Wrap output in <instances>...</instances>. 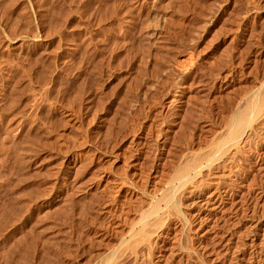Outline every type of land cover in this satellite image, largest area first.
Masks as SVG:
<instances>
[{
	"label": "rangeland",
	"instance_id": "374dc122",
	"mask_svg": "<svg viewBox=\"0 0 264 264\" xmlns=\"http://www.w3.org/2000/svg\"><path fill=\"white\" fill-rule=\"evenodd\" d=\"M159 1L0 0V264H99L110 250L104 264H264V0ZM161 5L170 14L164 32L149 36ZM151 60L160 63L156 73L146 68ZM253 90L262 92L260 121L214 164L228 175L204 168L175 190L174 203L151 220L157 226L137 223L131 237L156 167L166 177L170 161L209 141ZM136 158L137 176L129 166ZM108 171L140 188L123 196Z\"/></svg>",
	"mask_w": 264,
	"mask_h": 264
},
{
	"label": "bare ground",
	"instance_id": "6f19581e",
	"mask_svg": "<svg viewBox=\"0 0 264 264\" xmlns=\"http://www.w3.org/2000/svg\"><path fill=\"white\" fill-rule=\"evenodd\" d=\"M161 1V0H160ZM159 1V2H160ZM163 5V4H162ZM161 5V6H162ZM157 8V7H156ZM161 9L159 10V11H155V13L154 14H152L153 16L151 17L152 18V20H151V22L148 24V27H147V33L149 34V36H160V34H162L164 31H163V29H164V25L166 26V24H165V22H167L166 21V19L168 18V16L170 15L169 14V12H168V10H167V8H166V6H162V7H160ZM118 10V9H117ZM128 11V10H127ZM115 12H116V9H115ZM121 13V12H120ZM132 13V12H131ZM138 13V12H137ZM117 15H119V14H117ZM139 16V15H138ZM134 17V16H133ZM133 19V18H132ZM150 20V19H149ZM170 20V19H169ZM148 22V21H147ZM168 25V24H167ZM166 29H167V27H165ZM146 29V28H145ZM169 30V29H168ZM146 31V30H145ZM169 32V31H168ZM167 32V33H168ZM19 36V35H18ZM166 37V36H165ZM25 38H26V36H25ZM162 38V37H161ZM163 39V38H162ZM154 40V39H153ZM167 40H169V39H167ZM159 44V43H158ZM167 47V46H166ZM160 48V47H159ZM163 48V47H162ZM152 51V50H151ZM159 52V51H158ZM163 52V51H162ZM153 53V52H152ZM157 53V52H156ZM159 55V54H158ZM153 56V55H152ZM155 53H154V56L152 57V58H155ZM168 56V55H167ZM173 56H175V55H173ZM172 56V57H173ZM189 56H191V55H189ZM157 57H159V56H157ZM161 57H163V56H161ZM171 57V56H170ZM174 58V57H173ZM172 58V59H173ZM191 58H192V56H191ZM146 59V58H145ZM156 59V58H155ZM160 59V58H159ZM159 59H157V60H159ZM163 59V58H162ZM188 59H190V58H188ZM161 60V59H160ZM159 60V61H160ZM167 60V59H166ZM173 60H175V59H173ZM148 61V60H147ZM153 60H151V61H149L148 63H147V66H146V68L147 67H151V66H154V68L152 67L151 69L152 70H155V67H156V70L154 71V73H156L157 72V70H160V69H157V68H160L159 66H157L158 64H160V63H157L156 64V61L154 62L153 61V64H151V62H152ZM162 61V60H161ZM171 61V60H170ZM166 62V61H165ZM155 63V64H154ZM178 63V62H177ZM143 65V64H142ZM156 65V66H155ZM162 65V64H161ZM165 65V64H164ZM163 65V66H164ZM167 65V64H166ZM165 65V66H166ZM179 65H180V63H179ZM184 65V64H183ZM183 65L181 66V67H183ZM144 66V65H143ZM175 66V65H174ZM185 66V65H184ZM145 67V66H144ZM172 67V66H171ZM140 68V67H139ZM145 68V69H146ZM161 68H162V66H161ZM167 68V67H166ZM144 69V70H145ZM148 69V68H147ZM165 69V68H164ZM164 69H162V70H164ZM168 69V68H167ZM181 69H183V68H181ZM187 69V68H186ZM150 70V69H149ZM161 70V71H162ZM167 71V70H166ZM165 71V72H166ZM145 72H146V70H145ZM149 71H147V73H148ZM139 73V72H138ZM152 73V72H151ZM163 73V72H162ZM139 74H141V73H139ZM152 75V74H151ZM146 76V75H145ZM149 76H150V74H149ZM153 76V75H152ZM152 76H150L151 78H153L152 80H150L149 82L151 83V84H154V81L156 82V80H158V79H156V80H154L155 78L154 77H152ZM158 77V76H157ZM156 77V78H157ZM144 78V77H143ZM159 78V77H158ZM148 79V78H147ZM143 80V79H142ZM145 80V79H144ZM148 81V80H147ZM163 81V80H162ZM159 83V82H158ZM263 83V82H262ZM142 84V83H141ZM147 84V83H146ZM151 84H149V86H152L153 87V85H151ZM264 84V83H263ZM161 85V84H160ZM262 85V84H261ZM141 86V85H140ZM147 86H148V84H147ZM151 87V88H152ZM261 87H263V86H260V88ZM259 88V89H260ZM155 89H156V87H155ZM143 90V89H142ZM147 90V89H146ZM264 90V89H263ZM145 91V90H144ZM249 91V90H248ZM262 91V90H261ZM140 92V91H139ZM264 92V91H263ZM260 93V90H259V92H255L254 90L253 91H251V92H248L247 93V96H245L244 98V102L242 103V104H238V106L237 107H235L233 110H232V112H231V114L227 117V120H225L224 121V124L221 126V128L219 129L218 128V132L217 133H215V132H213V133H215V135H211L210 136V140L208 141L207 139V141L205 142V144L203 145V146H201L200 147V145H199V147L198 148H196L195 146H194V148H193V146L192 147H190V148H188V150H186V152H185V150L182 152L183 154H180V153H178V154H180L181 156L179 157L178 155V159L175 161V162H172V161H170V163H173L172 165H171V167H169L170 168V171L167 173V175H166V177H164L163 176V178H161L162 177V175L160 176V172L158 171V167H156L157 168V170L156 171H154V173H153V175H152V177H153V184L154 185H152L151 187H152V190H150L149 192H148V189H147V192L145 193V203H146V206H144V205H141V206H144L143 207V210L140 208V207H138L140 210H142V212L140 213V211H139V209L138 208H135V209H138L137 211H139V214H138V212H137V215H139L138 216V218H136V213H135V215H134V217L136 218V221H133V219H132V221H129L130 223H131V226L130 227H128V231L126 230V232L128 233V232H130V235H131V237H132V233H134L135 232V230H136V224L137 223H140V226H141V228H140V230L141 229H143L144 227H147L146 225H148V224H154V226L153 227H155V225L157 226V224H155V223H153V222H155V221H157V219H155V217L157 216V215H160V214H158V213H160V211L162 212V207H163V205H165V207H167V206H171V203L173 204L174 202H172L171 201V199H172V195H174L173 193L175 192V190L177 189V188H182V187H184V186H188V184H190L192 181H193V179L194 178H196L201 172H202V170H205L204 168H207V167H209V168H211V169H213L214 168V164H215V162L218 160V159H221L224 155H226V153L227 152H229L231 149H233L235 146H237V144L238 143H240V141H241V139H242V137L244 136V134L247 132V130H249L250 128H249V126L252 124L253 125V121L255 122V120L254 119H256V116L255 115H257L256 114V112H257V110L256 109H258L260 106H259V104L261 103H263L262 102V100L260 99V97L261 96H259L258 94ZM190 94V93H189ZM260 94H262V92L260 93ZM138 95V94H137ZM140 95V94H139ZM183 95V94H182ZM143 96H145V94L143 95ZM141 97V96H140ZM191 97V96H190ZM188 98V97H187ZM175 99H177V98H175ZM174 98H172L171 100L173 101V100H175ZM170 100V101H171ZM178 100V99H177ZM182 99H180V101H181ZM169 101V102H170ZM183 101V100H182ZM233 101H234V99H233ZM176 102V101H175ZM187 102V101H186ZM189 104L191 103V102H188ZM176 104V103H175ZM178 105V104H177ZM176 105V106H177ZM184 105V104H183ZM188 106H190V105H188ZM262 106H264L263 104H262ZM258 107V108H257ZM232 108H233V106H232ZM178 109H180L179 107H178ZM183 109V108H182ZM177 113V112H176ZM175 113V114H176ZM182 113H184V112H182ZM183 116V115H182ZM176 117V116H175ZM179 117H180V114H179ZM260 117H262V115L260 116ZM263 117H264V114H263ZM183 118V117H182ZM186 118V117H185ZM184 118V119H185ZM176 119H178V118H176ZM259 119V115L257 116V119L256 120H258ZM262 120V119H261ZM264 120V119H263ZM175 121H180L179 119L178 120H175ZM175 121H173V122H175ZM182 121V120H181ZM258 121H260V120H258ZM186 122V121H185ZM263 122V121H262ZM261 122V124H262V126H260V127H262V130H264V122L262 123ZM256 123H257V121H256ZM255 123V124H256ZM171 124V123H170ZM173 124V123H172ZM179 124V123H178ZM259 124V123H258ZM168 125V124H167ZM185 125V124H184ZM257 125V124H256ZM111 126V125H110ZM120 126V125H119ZM172 127V126H171ZM177 127V126H176ZM182 127V126H181ZM180 127V128H181ZM220 127V126H219ZM121 128V127H120ZM174 128V127H173ZM179 128V127H178ZM249 128V129H248ZM119 129V128H118ZM168 129H170V128H168ZM261 129V128H260ZM171 130V129H170ZM174 130V129H173ZM176 130V129H175ZM181 130V129H180ZM261 130V131H262ZM264 131H262V133H263ZM110 133V132H109ZM172 133H174V132H172ZM177 134V133H176ZM115 135V134H114ZM175 135V134H174ZM14 136V135H13ZM107 136V135H106ZM168 136V135H167ZM257 136V135H256ZM105 137V136H104ZM111 137H112V135H111ZM111 137H110V139H111ZM115 137V136H114ZM170 137H172V136H170ZM175 137V136H174ZM182 137V136H181ZM212 137V138H211ZM108 138H109V136H108ZM108 138H106L107 139V141L106 142H109L108 141ZM174 139V138H173ZM177 139V138H176ZM175 139V140H176ZM179 139V138H178ZM177 139V140H178ZM85 140V139H84ZM167 140V139H166ZM176 140V141H177ZM205 140V139H204ZM103 141V140H102ZM82 142V141H81ZM167 142H169V140L167 141ZM173 142V141H172ZM113 143V142H112ZM179 144H180V142H178ZM82 144V143H81ZM80 144V145H81ZM175 144V143H174ZM184 144V143H183ZM182 144V145H183ZM189 144V143H188ZM77 145V144H76ZM83 145V144H82ZM162 145V144H161ZM165 145V144H164ZM170 145V144H169ZM173 145V144H172ZM188 147H189V145H187ZM186 146V147H187ZM198 146V145H197ZM76 147V146H75ZM163 147V146H162ZM171 147V146H170ZM173 148V147H172ZM183 148V147H182ZM165 149V148H164ZM168 150H170L169 148H168ZM181 150V149H180ZM125 151V150H124ZM172 151V150H171ZM179 151V150H178ZM177 150H176V152H178ZM182 151V150H181ZM122 152V151H121ZM168 152V151H167ZM173 152V151H172ZM77 153V152H76ZM85 153V152H84ZM88 153V152H87ZM118 153V152H117ZM129 153V152H128ZM79 154V153H78ZM121 154H123V153H121ZM141 154V153H140ZM163 154V153H162ZM166 154V153H165ZM84 155V154H83ZM126 155H128V154H126ZM176 155V154H175ZM227 155H228V153H227ZM122 156V155H121ZM125 156V155H124ZM123 156V157H124ZM130 156V155H129ZM128 156V157H129ZM162 156H164V155H162ZM172 156H173V154H172ZM76 157V156H75ZM79 157V156H78ZM120 157V156H119ZM127 157V156H126ZM125 157V158H126ZM127 157V158H128ZM140 157V156H139ZM165 157L166 156H164V159H165ZM100 158V157H99ZM125 158H121V159H125ZM130 158V157H129ZM170 158H172V157H170ZM232 158V157H231ZM89 159V158H88ZM92 159V158H91ZM118 159V158H117ZM160 159H162V158H160ZM166 159H169V158H166ZM225 159V158H224ZM230 159V158H229ZM229 159H228V161H229ZM87 160V159H86ZM112 160V159H111ZM114 160V159H113ZM163 160V159H162ZM223 160V159H222ZM231 160V159H230ZM89 161V160H88ZM126 161V160H125ZM125 161H123V162H125ZM140 161H142V160H140ZM139 161V159H133L132 160V162H129V166H131V174H133V175H136L137 176V174L138 173H140V162ZM164 161V160H163ZM232 161V160H231ZM99 162V161H98ZM162 162V161H161ZM167 162H169V160H167ZM222 162H226V161H222ZM93 163V162H92ZM95 163V162H94ZM128 163V162H127ZM130 163H131V165H130ZM170 163H169V165H170ZM90 163H88V165H89ZM109 164V163H108ZM121 164H124V163H121ZM121 164H120V166H121ZM143 164V163H142ZM163 164H165V166L167 165L166 164V160L164 161V163ZM162 164V165H163ZM69 165V164H68ZM150 165V164H149ZM161 165V166H162ZM168 165V166H169ZM217 165V164H216ZM222 165H224V163L222 164ZM226 165H228V164H226ZM119 166V165H118ZM229 166V165H228ZM99 167H101V166H99ZM109 167V166H108ZM124 167V166H123ZM127 167V166H126ZM164 167V166H163ZM224 167H225V165H224ZM97 168V167H96ZM102 168H105L104 167V165H103V167ZM166 168V167H165ZM218 168H219V166H218ZM227 168V167H226ZM98 170H99V168H97ZM125 169V168H124ZM143 169V168H142ZM141 169V170H142ZM161 171H163V168L161 167ZM223 169V168H222ZM68 170V169H67ZM94 170V169H93ZM96 170V169H95ZM112 170H114V169H112ZM118 170V169H117ZM116 170V171H117ZM120 170V169H119ZM118 170V173H120V174H123V172H125V171H123L122 169V171L123 172H121V171H119ZM214 170H215V168H214ZM229 170V169H228ZM100 171V170H99ZM109 172L110 173V175L107 177L106 176V179H107V182L109 183L110 181H111V183L113 184V186L114 185H116L115 187V190L117 189V191H118V193H122L123 194V196H128V195H133V194H135L137 191H138V188H140L137 184L136 185H134V183H133V181H132V179H131V181H128V179H122V178H120L119 177V174L117 173V172ZM166 171V170H165ZM213 171V170H212ZM94 172V171H93ZM107 172V173H108ZM147 172V171H146ZM160 174H159V173ZM104 173V172H103ZM103 173H102V175H103ZM227 172H225V171H219V170H215L214 172H211V175H213L214 177H216V178H219V179H222V178H224V177H226L228 174H226ZM229 173H231V172H229ZM91 174V173H90ZM97 174V173H96ZM105 174V173H104ZM124 174H126V175H128L127 173H124ZM141 174H142V172H141ZM144 174H145V172H144ZM163 174H165V173H163ZM77 175H78V173H77ZM92 175V174H91ZM90 175V176H91ZM101 175V174H100ZM74 176H76V175H74ZM105 176V175H104ZM130 176V175H129ZM73 177V176H72ZM97 177H99V176H97ZM97 177H95V179L97 178ZM135 177V176H134ZM150 177V176H149ZM199 177V176H198ZM201 177H203V176H201ZM76 178V177H75ZM89 178V177H88ZM130 178H131V176H130ZM136 178V177H135ZM135 178H133V179H135ZM141 178V177H140ZM74 179V178H73ZM90 179V178H89ZM91 179H92V177H91ZM105 179V178H104ZM144 179V178H143ZM198 179V178H197ZM196 179V180H197ZM218 179V180H219ZM85 180H88V179H85ZM98 180H100L99 178H98ZM142 180V179H141ZM148 180V179H147ZM201 180V179H200ZM92 181V180H91ZM82 182V181H81ZM80 182V183H81ZM73 183V182H72ZM87 183H88V181H87ZM90 183V182H89ZM108 183H103L104 185H102V186H106V184H108ZM150 183V182H149ZM79 184V183H78ZM77 184V185H78ZM82 184V183H81ZM111 184V185H112ZM152 184V183H151ZM196 184V183H195ZM83 185H84V182H83ZM86 185V184H85ZM109 185V184H108ZM91 186V185H90ZM137 186H138V188H137ZM144 186V185H143ZM148 186V185H147ZM191 186V185H190ZM53 187V186H52ZM84 187V186H83ZM109 187V186H108ZM151 187H149V189L151 188ZM96 188H97V186H96ZM114 188V187H113ZM142 188V187H141ZM196 188H197V186H196ZM61 189V188H60ZM80 189H83V188H80ZM106 189V188H105ZM143 189V188H142ZM195 189V188H194ZM110 190H113V189H110ZM109 190V191H110ZM193 190V189H192ZM199 190V189H198ZM62 191V190H61ZM82 191V190H81ZM89 191V190H88ZM96 191V190H95ZM107 191V190H106ZM105 191V192H106ZM70 192H72V191H69V194H70ZM92 192V191H91ZM103 192V191H102ZM139 192H140V190H139ZM181 192H182V190H181ZM56 193V192H55ZM61 193V192H60ZM78 193V192H77ZM93 193H95V192H93ZM111 193V192H110ZM109 193V194H110ZM117 193V192H116ZM144 193V192H143ZM142 192H141V194H143ZM68 194V195H69ZM74 194V193H73ZM79 194V193H78ZM97 194V193H96ZM96 194H94V195H96ZM112 194V193H111ZM115 194V193H114ZM113 194V195H114ZM180 194V193H179ZM183 194V193H182ZM58 195V194H57ZM76 195V194H75ZM107 195V194H106ZM137 195V194H136ZM177 195V194H176ZM59 196H60V194H59ZM70 196H71V194H70ZM109 196V195H108ZM107 196V197H108ZM111 196V195H110ZM138 196H140V195H138ZM179 196V195H178ZM68 197V196H67ZM113 197V196H112ZM142 197V196H141ZM177 197V196H176ZM180 197V196H179ZM48 198V197H47ZM70 198V197H69ZM127 198H129V197H127ZM136 198V197H135ZM144 198V197H143ZM142 198V199H143ZM178 198V197H177ZM99 199H100V197H99ZM103 199V198H102ZM117 199V198H116ZM123 199V198H122ZM126 199V198H125ZM139 199H141V198H139ZM141 199V200H142ZM52 200V199H51ZM59 200V199H58ZM88 200V199H87ZM96 200V199H95ZM104 200V199H103ZM112 200V199H111ZM110 200V201H111ZM124 200V199H123ZM127 200V199H126ZM133 200V199H132ZM141 200H139V201H141ZM176 200V198L175 199H173V201H175ZM25 201V200H24ZM48 201V200H47ZM70 201V200H69ZM109 201V202H110ZM23 202V201H22ZM70 202H72V201H70ZM77 202V201H76ZM79 202V201H78ZM97 202V201H96ZM112 202V201H111ZM122 202V201H121ZM136 202V201H135ZM142 202V201H141ZM143 202H144V200H143ZM176 202V201H175ZM178 202H180V200L178 201ZM28 203V202H27ZM32 203V202H31ZM80 203H82V202H80ZM85 202H83V204H84ZM118 203V202H117ZM120 203V202H119ZM129 203H131V202H129ZM199 203V202H198ZM203 203V202H202ZM24 204H26V203H24ZM73 204V203H72ZM106 204V203H105ZM121 204V203H120ZM138 204H140L139 202L137 203V205ZM143 204V203H142ZM177 204V203H176ZM180 204V203H179ZM14 205V204H13ZM40 205V204H39ZM67 205V204H66ZM70 205V204H69ZM68 205V206H69ZM79 205V204H78ZM93 205V204H92ZM126 205V204H125ZM137 205L135 206V207H137ZM204 205H207V207L210 205V203H208V202H204ZM57 206V205H56ZM73 206V205H72ZM77 206V205H76ZM84 206V205H83ZM91 206V205H90ZM119 206V205H118ZM128 206V205H127ZM178 206V205H177ZM215 206H217V208H220V207H223V200L222 199H216V205ZM18 207H21V206H18ZM40 207V206H39ZM85 207V206H84ZM83 207V208H84ZM124 207V206H123ZM133 207V206H132ZM174 207V206H173ZM176 207V206H175ZM25 208V207H24ZM66 208V207H65ZM122 208V207H121ZM127 208V207H126ZM170 208V207H169ZM28 209V208H27ZM37 209H39V208H37ZM54 209H55V207H54ZM173 209H175V208H173ZM183 209V208H182ZM40 210V209H39ZM79 210V209H78ZM80 210H81V208H80ZM79 210V211H80ZM88 210V209H87ZM95 210V209H94ZM99 210V209H98ZM104 210V209H103ZM125 210H127V209H125ZM130 210V209H129ZM172 210V209H171ZM171 210H170V212L169 213H171ZM176 210H177V213H180V210L176 207ZM19 211V210H18ZM30 211L32 212V211H34V210H31L30 209ZM38 211V210H37ZM36 211V212H37ZM50 211V210H49ZM83 211V210H82ZM85 211V210H84ZM90 211H92V209L90 210ZM100 211H102V210H100ZM128 211V210H127ZM130 211H132V210H130ZM175 211V210H174ZM20 212H21V210H20ZM40 212V211H39ZM45 212V211H44ZM47 212V211H46ZM46 212H45V214H46ZM122 212H123V210H122ZM135 212H136V210H135ZM185 212V211H184ZM12 213H13V211H12ZM34 212H32V214H33ZM51 213H53V212H51ZM82 213H84V212H81V214ZM96 213V212H95ZM98 213V212H97ZM100 213V212H99ZM112 213V212H111ZM117 213H118V211H117ZM125 213V212H124ZM134 213V212H133ZM163 213V212H162ZM173 213V212H172ZM175 213V212H174ZM173 213V214H174ZM2 214H4L3 212H2ZM1 214V215H2ZM6 214V213H5ZM5 214H4V216H5ZM11 214V213H10ZM10 214H8V215H10ZM14 215H15V213H13ZM12 214V215H13ZM41 214V213H40ZM79 214V213H78ZM77 214V215H78ZM115 214V213H114ZM119 214V213H118ZM117 214V215H118ZM186 214V213H185ZM31 215V214H30ZM34 215H36V214H34ZM39 215V214H38ZM37 215V216H38ZM44 215V214H43ZM48 215V214H47ZM120 215V214H119ZM119 215H118V217H119ZM170 215V214H169ZM177 215V214H176ZM175 215V216H176ZM32 216V215H31ZM39 216H41V215H39ZM82 216V215H81ZM92 216H94V215H92ZM102 216V215H101ZM123 216H126V215H123ZM161 216V215H160ZM11 217V216H10ZM15 217V216H14ZM47 217V216H46ZM79 217V216H78ZM106 217H107V215H106ZM111 217V216H110ZM116 217V216H115ZM128 217V216H127ZM127 217H125V219L127 218ZM159 217V216H158ZM157 217V218H158ZM170 217H172V216H170ZM177 217V216H176ZM179 217H181L182 218V216H179ZM2 218V217H1ZM7 218H9L8 216H7ZM6 218V219H7ZM16 218V217H15ZM40 218V217H39ZM45 218V217H44ZM129 218V217H128ZM12 219V218H11ZM35 219V218H34ZM38 219V218H37ZM47 219V218H46ZM49 219V218H48ZM51 219V218H50ZM124 219V220H125ZM152 219H155L153 222L151 221ZM17 220V219H16ZM15 220V222H17ZM19 220V219H18ZM74 220V219H73ZM77 220H79V219H77ZM97 220V219H96ZM108 220V219H107ZM123 220V219H122ZM161 220H163V219H161ZM159 218H158V221H161ZM181 220L182 219H180V222H181ZM98 221V220H97ZM125 221H127V220H125ZM127 221V222H128ZM151 221V222H150ZM6 222V221H5ZM10 222V221H9ZM34 222V221H33ZM39 222V221H38ZM41 222V221H40ZM183 222V221H182ZM11 224H12V222H10ZM126 223V222H125ZM130 223H129V225H130ZM159 223V222H158ZM0 224H2V223H0ZM5 224V223H4ZM4 224H2V225H4ZM33 224H35V223H33ZM37 224V223H36ZM41 224V223H40ZM45 224V223H44ZM103 224V223H102ZM116 224H117V222H116ZM118 224H120V223H118ZM184 224V223H183ZM100 225V224H99ZM114 225V224H113ZM122 225V224H121ZM138 225V224H137ZM159 225V224H158ZM52 226V225H51ZM74 226V225H73ZM97 226V225H96ZM107 226V225H106ZM126 226V225H125ZM124 226V227H125ZM140 226H138V227H140ZM181 226H183L182 224H181ZM1 227V226H0ZM8 227V226H7ZM86 227V226H85ZM102 227V226H101ZM100 227V228H101ZM105 227V226H104ZM3 228H5V227H3ZM41 228H42V226H41ZM40 228V229H41ZM122 228V227H121ZM149 228V227H148ZM148 228H145L144 230H146V229H148ZM160 228V227H159ZM183 228V227H182ZM31 229V228H30ZM42 229H44V228H42ZM94 229V228H93ZM119 229V228H118ZM124 229V228H123ZM139 229V228H138ZM150 229V228H149ZM149 229H148V231H149ZM49 230V229H48ZM50 230H51V228H50ZM105 230V229H104ZM117 230V229H116ZM151 230H154V228L153 229H151ZM32 231H33V229H32ZM37 231V230H36ZM54 231V230H53ZM119 231H121V229H119ZM24 232V231H23ZM40 232V231H39ZM38 232V233H39ZM43 232V231H42ZM52 232V231H51ZM114 232V231H113ZM118 232V231H117ZM123 232V231H122ZM125 232V233H126ZM146 232H147V230H146ZM149 232H151V231H149ZM27 233H28V231H27ZM30 233V232H29ZM80 233V232H79ZM100 233V232H99ZM118 233H120V232H118ZM137 233H138V231H137ZM136 233V234H137ZM10 234V233H9ZM12 234V233H11ZM31 234V233H30ZM29 234V235H30ZM33 234V233H32ZM36 234V233H35ZM39 234H41V232L39 233ZM44 234V233H43ZM65 234V233H64ZM98 234V233H97ZM135 234V235H136ZM143 234V233H142ZM142 234H140V235H142ZM15 235V234H14ZM27 235V234H26ZM25 235V236H26ZM34 235V234H33ZM32 235V236H33ZM94 236H95V234H93ZM115 235V234H114ZM128 235V234H127ZM135 235H133V236H135ZM10 236V235H9ZM13 236V235H12ZM22 236V235H21ZM31 236V237H32ZM40 236V235H39ZM47 236V235H46ZM52 236V235H51ZM81 236V235H80ZM92 236V235H91ZM104 236V235H103ZM113 236V235H112ZM125 236V235H124ZM15 237H17V236H15ZM19 237V236H18ZM35 237V236H34ZM55 237V236H54ZM86 237V236H85ZM121 237H122V235H121ZM149 237V236H148ZM23 238V237H22ZM27 238V237H26ZM26 238H23L22 240H24V239H26ZM36 238V237H35ZM44 238V237H43ZM47 238V237H46ZM83 238V237H82ZM136 237H134L133 239H135ZM3 239V238H2ZM29 239V238H28ZM34 239V238H33ZM62 239V238H61ZM102 239H103V237H102ZM123 238H121L120 239V241L122 240ZM132 239V240H133ZM21 239L19 240V242L21 243H19L21 246L20 247H22L23 246V243L24 242H21L22 241ZM37 240V239H36ZM47 240V239H46ZM54 240V239H53ZM52 240V241H53ZM67 240H69V239H67ZM25 241V240H24ZM29 240H26V245H27V242H28ZM31 241V240H30ZM38 241V240H37ZM40 241V240H39ZM96 241H98V240H96ZM145 241V240H144ZM13 242V241H12ZM16 242V241H15ZM14 242V243H15ZM47 242V241H46ZM45 242V240L43 241V243H46ZM49 242V241H48ZM68 242V241H67ZM35 243V242H34ZM105 243V242H104ZM112 244H113V242H111ZM116 243H118V242H116ZM183 243V242H182ZM29 244H30V242H29ZM31 244H33V243H31ZM41 244V243H40ZM59 244V243H58ZM142 244V243H141ZM187 244V243H186ZM252 246H254L255 248H257V249H260V247H261V245L258 243V242H256V240L253 238L252 239ZM14 245V244H13ZM25 245V246H26ZM35 245V244H34ZM66 245V244H65ZM106 245V244H105ZM110 245V244H109ZM140 245V244H139ZM7 246V245H6ZM11 246H12V243H11ZM28 246V245H27ZM31 246V245H30ZM30 246H28L29 248H31L32 249V247H30ZM40 246V245H39ZM38 246V247H39ZM43 246V245H42ZM56 246V245H55ZM54 246V247H55ZM67 246V245H66ZM70 246V245H69ZM113 246L115 247V244H113ZM187 246V245H186ZM14 247L16 248V245H14ZM17 247H18V245H17ZM51 247V246H50ZM58 247V246H57ZM98 247V246H97ZM96 247V248H97ZM102 247V246H101ZM107 247H108V245H107ZM110 247V246H109ZM123 247V246H122ZM121 247V249H125V248H122ZM126 247V246H125ZM129 247V246H128ZM1 248V247H0ZM4 248V247H3ZM24 248V247H23ZM71 248V247H70ZM26 249V251H27V248H25ZM41 249V248H40ZM44 249V248H43ZM55 249V248H54ZM59 249V248H58ZM120 249V250H121ZM127 249V248H126ZM7 250V249H6ZM9 250V249H8ZM15 250V249H14ZM17 250V249H16ZM22 250V249H21ZM24 250V249H23ZM30 250V249H29ZM34 250H36V249H34ZM33 250V251H34ZM108 250V249H107ZM1 251H2V249H1ZM11 251V250H10ZM18 251V250H17ZM16 251V252H17ZM25 251V250H24ZM55 251H56V249H55ZM58 251V250H57ZM116 251V250H115ZM114 250H110V251H108L106 254H104V255H101V258H100V260L103 262H101V264H104V263H107V262H105V261H109V258L111 259V257H112V254L111 253H116ZM133 251H134V249H133ZM38 252V251H37ZM52 252V251H51ZM59 252V251H58ZM57 252V253H58ZM68 252V251H67ZM103 251H101V253H102ZM106 252V251H105ZM119 252V251H118ZM124 252V251H123ZM186 252H187V250H186ZM4 253V252H3ZM11 253V252H10ZM19 253H21L20 252V249H19ZM24 253V254H23ZM22 253V255H24V256H26L25 255V252H23ZM27 253V252H26ZM42 253V252H41ZM40 253V254H41ZM44 253H45V251H44ZM53 253V252H52ZM55 253V252H54ZM95 253V252H94ZM104 253V252H103ZM102 253V254H103ZM119 253H121V251L119 252ZM118 253V254H119ZM134 253V252H133ZM5 254V253H4ZM3 254V255H4ZM14 254V253H13ZM39 254V255H40ZM96 254V253H95ZM98 254V253H97ZM128 254V253H127ZM138 254V253H137ZM10 256H11V254H9ZM21 255V254H20ZM28 255V254H27ZM31 255V254H30ZM39 255H38V257H39ZM45 255V254H44ZM47 255V254H46ZM51 255V254H50ZM57 255V254H56ZM67 255H69L68 253H67ZM114 255V254H113ZM120 255V254H119ZM123 255V254H122ZM121 255V256H122ZM49 256V255H48ZM47 256V257H48ZM93 256V255H92ZM97 256V255H96ZM104 256V257H103ZM117 256V255H116ZM124 256H125V254H124ZM1 257V256H0ZM4 257H6L7 258V256H4ZM23 256H20V259L22 258ZM28 257H30V256H28ZM35 257V256H34ZM41 257H42V255H41ZM52 257V256H51ZM59 257V256H58ZM65 257V256H64ZM88 257H89V255H88ZM100 257V256H99ZM3 258V257H2ZM13 258V257H12ZM26 258V257H25ZM33 258V257H32ZM36 258V257H35ZM49 258V257H48ZM54 258V257H53ZM92 258V257H91ZM115 258V257H114ZM4 259V258H3ZM2 259V260H3ZM15 259V258H14ZM19 259V258H18ZM18 259H17V261H18ZM28 259V258H27ZM41 259V258H40ZM47 258H45V260H46ZM62 259V258H61ZM8 260V259H7ZM21 260H23V259H21ZM31 260V259H30ZM88 260V259H87ZM115 260V259H114ZM17 261H15V262H17ZM39 261V260H38ZM116 261V260H115ZM9 262V261H8ZM20 262V261H19ZM18 262V263H19ZM23 262V261H22ZM27 262V261H26ZM31 262V261H30ZM40 262V261H39ZM44 262V261H43ZM43 262H42V264H43ZM100 262H99V264H100ZM59 263V262H58ZM83 263V262H82ZM86 263V262H85ZM84 263V264H85ZM92 263V262H91ZM2 264V263H1ZM50 264V263H49ZM89 264V263H88Z\"/></svg>",
	"mask_w": 264,
	"mask_h": 264
}]
</instances>
